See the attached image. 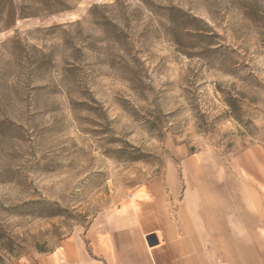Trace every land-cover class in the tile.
Masks as SVG:
<instances>
[{
  "label": "rangeland",
  "instance_id": "374dc122",
  "mask_svg": "<svg viewBox=\"0 0 264 264\" xmlns=\"http://www.w3.org/2000/svg\"><path fill=\"white\" fill-rule=\"evenodd\" d=\"M11 3L0 264H61L66 245L96 258L135 216L149 228L206 199L264 215V0Z\"/></svg>",
  "mask_w": 264,
  "mask_h": 264
},
{
  "label": "crops",
  "instance_id": "0c3cea01",
  "mask_svg": "<svg viewBox=\"0 0 264 264\" xmlns=\"http://www.w3.org/2000/svg\"><path fill=\"white\" fill-rule=\"evenodd\" d=\"M190 210L175 218L150 215L149 228L135 216L118 240L110 232L95 241L96 258L66 245L61 264H264V215L208 213V199Z\"/></svg>",
  "mask_w": 264,
  "mask_h": 264
},
{
  "label": "trees",
  "instance_id": "16d2710c",
  "mask_svg": "<svg viewBox=\"0 0 264 264\" xmlns=\"http://www.w3.org/2000/svg\"><path fill=\"white\" fill-rule=\"evenodd\" d=\"M9 12L8 13V16L11 18H13V14H14V11H13V8H12V3H11V0H9ZM24 18V17H22ZM228 107L230 108V111L232 112L233 116H234V119L239 121V118H238V113L240 112V109L238 106H236L235 102H228Z\"/></svg>",
  "mask_w": 264,
  "mask_h": 264
},
{
  "label": "water",
  "instance_id": "95a60500",
  "mask_svg": "<svg viewBox=\"0 0 264 264\" xmlns=\"http://www.w3.org/2000/svg\"><path fill=\"white\" fill-rule=\"evenodd\" d=\"M147 241H148L149 245H152V243H150V240L149 239H147Z\"/></svg>",
  "mask_w": 264,
  "mask_h": 264
}]
</instances>
